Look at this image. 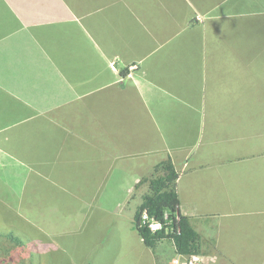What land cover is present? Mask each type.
<instances>
[{"label": "crops", "instance_id": "0c3cea01", "mask_svg": "<svg viewBox=\"0 0 264 264\" xmlns=\"http://www.w3.org/2000/svg\"><path fill=\"white\" fill-rule=\"evenodd\" d=\"M263 155L264 0H0V183L54 186L69 264H171L136 223L167 161L197 254L264 264L261 199L197 189Z\"/></svg>", "mask_w": 264, "mask_h": 264}, {"label": "rangeland", "instance_id": "374dc122", "mask_svg": "<svg viewBox=\"0 0 264 264\" xmlns=\"http://www.w3.org/2000/svg\"><path fill=\"white\" fill-rule=\"evenodd\" d=\"M218 162L215 161L211 168V181L207 184L204 183L206 176H203L202 182L199 178L197 189L203 192L210 187L214 195H233L237 191L243 196L244 205L253 207L260 204L261 199V206L264 207V155L251 168L248 163L246 167L235 165L224 168ZM5 178L9 179V185L0 183V264H69L67 252L54 251V186L27 184L23 187L18 184L16 172L8 173ZM74 206L78 215L80 209ZM249 220V224L256 225L255 218ZM262 221L264 225V216ZM88 222L90 229L97 223L95 217ZM245 231L252 238V243H255L256 237L264 243V227L261 226L258 231L253 226ZM81 253V256L84 255V251ZM258 259L254 257L251 262ZM206 260L213 262L210 258Z\"/></svg>", "mask_w": 264, "mask_h": 264}, {"label": "trees", "instance_id": "16d2710c", "mask_svg": "<svg viewBox=\"0 0 264 264\" xmlns=\"http://www.w3.org/2000/svg\"><path fill=\"white\" fill-rule=\"evenodd\" d=\"M162 170L165 174L150 180V193L143 198V203L136 215V223L140 236L144 243L154 249L158 242L170 240L178 255L191 256L199 252L200 238L192 228L188 219L180 212V200L176 190V182L179 178L170 161L158 165L155 173ZM167 212L170 215H167ZM147 215L166 227L171 232L160 231L153 233L147 224H144L142 215ZM178 217V218H177ZM5 261L3 260L2 263Z\"/></svg>", "mask_w": 264, "mask_h": 264}, {"label": "built area", "instance_id": "2783aa9c", "mask_svg": "<svg viewBox=\"0 0 264 264\" xmlns=\"http://www.w3.org/2000/svg\"><path fill=\"white\" fill-rule=\"evenodd\" d=\"M167 215H170L167 212ZM178 218V217H177ZM142 219L144 224H147L153 233L165 231L167 234L171 232L170 227L164 226L161 222L151 219L147 213H143ZM171 264H207V260L201 255L195 254L191 256L177 255L172 259Z\"/></svg>", "mask_w": 264, "mask_h": 264}]
</instances>
